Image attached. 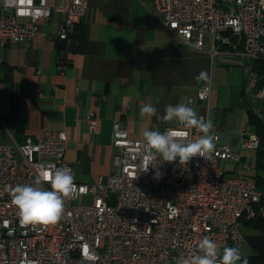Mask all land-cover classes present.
Masks as SVG:
<instances>
[{
    "label": "built area",
    "instance_id": "2783aa9c",
    "mask_svg": "<svg viewBox=\"0 0 264 264\" xmlns=\"http://www.w3.org/2000/svg\"><path fill=\"white\" fill-rule=\"evenodd\" d=\"M147 1L192 48L204 50L208 32L211 52L241 58L244 102L264 120V0ZM89 5L90 0H59L54 7L48 0H3L0 44L32 40L41 22L56 10L64 15L58 39L65 43V51H71L74 32ZM60 61L65 62L61 57ZM211 95L212 85L205 82L189 102L207 106ZM199 116L209 120L206 112ZM84 121L90 133L99 128L93 110L86 112ZM182 127L177 123L164 130ZM183 130L189 140L202 135L195 128ZM211 134L215 148L209 159L197 156L187 166L178 159L161 162L143 172L148 166L144 138L131 136L116 120L113 170L91 183L78 180L66 158V130H47L37 138L0 144V264H178L198 254V243L205 236L217 243L221 255L225 246L241 249L246 242L242 220L256 216L263 191L248 176L228 175L227 163L242 162L249 173L253 165L247 157L243 160V152L257 149L260 138L255 131L241 132L239 152L221 142L218 129L212 128ZM55 168L69 169L76 185L62 219L39 230L22 228L11 188L41 178L42 187L51 190L42 178ZM157 170L164 174L160 180L153 178Z\"/></svg>",
    "mask_w": 264,
    "mask_h": 264
},
{
    "label": "crops",
    "instance_id": "0c3cea01",
    "mask_svg": "<svg viewBox=\"0 0 264 264\" xmlns=\"http://www.w3.org/2000/svg\"><path fill=\"white\" fill-rule=\"evenodd\" d=\"M58 1L48 0L53 7ZM63 18L54 10L32 40L0 44V144L66 130V158L77 179L91 183L113 170L116 120L136 138H143L144 130L163 132L177 124L141 117L145 104L160 115L169 104H186L198 116L206 112L221 139L237 150L241 132L254 131L244 105L241 58L214 54L210 42L204 50L192 48L162 21L152 2L90 0L80 24L83 37L75 50L60 53ZM205 82L212 85L209 104H191L189 97ZM88 110L100 119L95 133L84 121Z\"/></svg>",
    "mask_w": 264,
    "mask_h": 264
},
{
    "label": "clouds",
    "instance_id": "9594fccd",
    "mask_svg": "<svg viewBox=\"0 0 264 264\" xmlns=\"http://www.w3.org/2000/svg\"><path fill=\"white\" fill-rule=\"evenodd\" d=\"M205 75V74H201ZM159 103V101H157ZM139 115L155 116L163 122L176 121L181 128H168L163 132L159 130H144V148L147 150L148 166L143 172H148L149 166L156 167L158 163H172L179 161L187 166L194 157L205 160L211 157L214 151V135L211 134L213 124L206 121L203 116L186 104H169L165 106L164 114L160 115L152 104H145L140 108ZM197 129L202 135L195 140L188 139V133L183 129ZM156 161L155 164L152 162ZM163 173L157 170L154 179L163 178ZM43 181L51 185V190L42 187L41 178H37L32 185H16L11 188V202L17 209L19 224L22 228L31 227L39 230L58 223L65 212V202L76 193L74 176L66 168H55L54 171L44 174ZM249 264V259L242 258L239 247L223 248L222 255L218 252L216 242L205 236L198 243V254L190 259H181L178 264Z\"/></svg>",
    "mask_w": 264,
    "mask_h": 264
},
{
    "label": "trees",
    "instance_id": "16d2710c",
    "mask_svg": "<svg viewBox=\"0 0 264 264\" xmlns=\"http://www.w3.org/2000/svg\"><path fill=\"white\" fill-rule=\"evenodd\" d=\"M75 42L70 45L71 50H75L79 41L83 37V32L80 25L76 27L74 32ZM237 38V36L235 37ZM58 50L60 53L65 49V43L58 39ZM230 47L228 44L224 45V48ZM247 114H248V125L254 128V131L258 134L260 138V144L257 149H255L254 165L249 173H244L243 175L252 178L258 185V187L263 191V196L259 204V210L255 217L253 218H243L242 229L246 238V244L253 250L252 253L244 254L243 257L249 259V264H264V120H262L253 110L245 104ZM246 156H244V159ZM244 243V244H245ZM233 247V245H229ZM237 264H240L238 262Z\"/></svg>",
    "mask_w": 264,
    "mask_h": 264
},
{
    "label": "rangeland",
    "instance_id": "374dc122",
    "mask_svg": "<svg viewBox=\"0 0 264 264\" xmlns=\"http://www.w3.org/2000/svg\"><path fill=\"white\" fill-rule=\"evenodd\" d=\"M209 33L206 32V35H205V45L207 48H209ZM244 105H245V102H244ZM249 129H252L251 127H249ZM221 142L222 143H225V140L221 139ZM238 151L240 152V150L238 149ZM243 155H245L247 157V159H250L251 160V163L252 165H254V156H255V151L254 150H244L243 152ZM234 162L233 163H227V167L229 168L228 169V175H243L245 173L244 169L242 168V162L235 165L234 166ZM234 168V169H233ZM233 169V170H232ZM243 231L246 232V230L243 228ZM234 247V246H233ZM241 254L244 255V254H249V253H252L253 250L245 243L242 245L241 249ZM238 263V262H237Z\"/></svg>",
    "mask_w": 264,
    "mask_h": 264
}]
</instances>
